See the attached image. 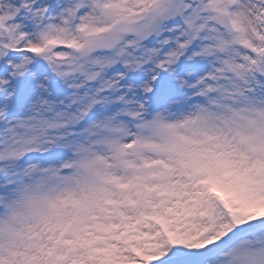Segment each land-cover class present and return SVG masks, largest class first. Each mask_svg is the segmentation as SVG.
<instances>
[{
	"label": "snow or ice",
	"instance_id": "snow-or-ice-1",
	"mask_svg": "<svg viewBox=\"0 0 264 264\" xmlns=\"http://www.w3.org/2000/svg\"><path fill=\"white\" fill-rule=\"evenodd\" d=\"M0 264H264V0H0Z\"/></svg>",
	"mask_w": 264,
	"mask_h": 264
}]
</instances>
